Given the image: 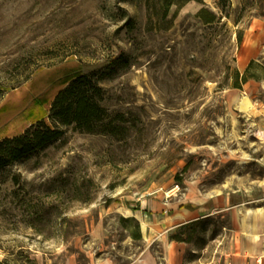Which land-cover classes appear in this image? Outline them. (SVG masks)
Returning a JSON list of instances; mask_svg holds the SVG:
<instances>
[{
    "label": "rangeland",
    "instance_id": "374dc122",
    "mask_svg": "<svg viewBox=\"0 0 264 264\" xmlns=\"http://www.w3.org/2000/svg\"><path fill=\"white\" fill-rule=\"evenodd\" d=\"M220 2L0 0V141L47 120L78 74L107 109L96 132L63 127L0 170V264L169 259L174 241L183 264H219L217 225L169 230L203 198L264 206V0ZM247 33L263 37L258 77L231 88Z\"/></svg>",
    "mask_w": 264,
    "mask_h": 264
},
{
    "label": "crops",
    "instance_id": "0c3cea01",
    "mask_svg": "<svg viewBox=\"0 0 264 264\" xmlns=\"http://www.w3.org/2000/svg\"><path fill=\"white\" fill-rule=\"evenodd\" d=\"M263 37L252 33L246 34L242 47L237 57L236 67L243 74L252 60H256L263 54ZM252 85L251 81L247 83ZM246 84V85H247ZM261 86H264L261 84ZM212 197V196H210ZM203 198L202 201L193 202L185 208H181L172 215L170 230L173 231L183 225L202 222L203 225L215 224L219 227L217 237L211 238V242L219 249V264H264V216L260 209L246 206V203L232 202V194L224 196ZM212 203V204H210ZM210 204V205H209ZM181 242H173L170 255L157 259L154 255L148 256L147 260L136 259L130 264H183L185 260V248ZM192 253H195L192 250ZM206 253V247L203 254ZM146 261V262H145ZM144 262V263H143ZM187 264L189 260L185 261ZM195 263V260H190ZM211 255L206 263L211 264ZM79 264V263H68ZM88 264H123L117 263L113 257H98Z\"/></svg>",
    "mask_w": 264,
    "mask_h": 264
},
{
    "label": "trees",
    "instance_id": "16d2710c",
    "mask_svg": "<svg viewBox=\"0 0 264 264\" xmlns=\"http://www.w3.org/2000/svg\"><path fill=\"white\" fill-rule=\"evenodd\" d=\"M189 1L192 0H163L167 10L173 5L181 8ZM221 1L220 7L224 11L228 0ZM207 13L206 9L200 12L207 23H213L216 15ZM207 15L211 18H207ZM255 65L256 62L252 60L243 74L238 69L233 70L230 87L242 89L249 79H257L258 76L251 73ZM103 97V88L90 74L74 76L55 94L47 120L39 119L21 134L0 141V170L63 137V127H73L80 132H96L99 123L107 117V109L102 105Z\"/></svg>",
    "mask_w": 264,
    "mask_h": 264
},
{
    "label": "bare ground",
    "instance_id": "6f19581e",
    "mask_svg": "<svg viewBox=\"0 0 264 264\" xmlns=\"http://www.w3.org/2000/svg\"><path fill=\"white\" fill-rule=\"evenodd\" d=\"M15 108V107H14ZM10 109V113H11V115L15 112V111H18L19 110V108H15V109H12V108H9ZM14 115V114H13ZM260 212H261V214L264 216V208H261L260 209Z\"/></svg>",
    "mask_w": 264,
    "mask_h": 264
}]
</instances>
